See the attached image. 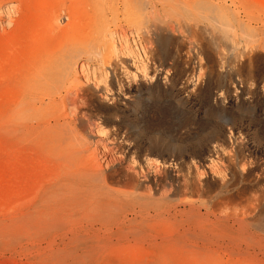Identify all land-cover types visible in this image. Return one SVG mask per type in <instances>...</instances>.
<instances>
[{"label": "rangeland", "instance_id": "obj_1", "mask_svg": "<svg viewBox=\"0 0 264 264\" xmlns=\"http://www.w3.org/2000/svg\"><path fill=\"white\" fill-rule=\"evenodd\" d=\"M228 1L234 3L235 7H239L240 9H238L244 15L252 16L264 23V0ZM243 2L246 3L245 6L240 5V3L244 4ZM27 4L23 8V13H16L15 11L19 8L17 0H0V32L7 31L5 36L0 37V45L5 43L6 50H4L7 52L9 61H7L5 72L9 80L13 77L15 64H17L15 62H18L23 44L27 43L26 51L30 52L40 41H44L50 36H56L60 42L65 43L74 39L78 34L77 39L82 40L86 37L89 18L97 17L100 13L98 9L90 7L87 0H29ZM59 5H62L60 7L64 9L61 11V25L64 26L68 23L72 27L74 23H77L76 34L70 27L71 29H68L65 36L62 34L57 36L55 31L47 27L52 10L57 9ZM118 7L119 0H117V6L114 4L113 9L102 13L106 20V39H109L113 47L110 48L109 53L107 52L108 57L106 55L109 60L106 59L103 64H99L96 59L81 62L77 73L78 86L68 85L71 93L74 94L81 88L87 91L90 108V115L84 117L85 119H79L77 128L78 134L82 138L79 136V143L74 142L76 144L69 149L70 153L72 152L73 155H78L79 152V155L92 154V159L97 164L100 163L99 165H102L104 169L109 167L113 171L112 174L116 175L115 180L117 178L120 180L109 183V186L113 187L115 191L134 190L137 194L145 193L147 182L145 183L143 180V175L146 174L148 179H151L150 183L154 182L155 178L162 179L166 189L171 185L175 187L181 181L182 176L188 178L191 176L189 179L193 182H199L200 185L202 183V191L199 195L196 191H193L196 193L194 194L192 191L180 190L171 196L169 205L172 206L175 203L177 205L186 201L200 204L208 195L219 192L218 187L221 179L238 180V175H235L238 174V169L237 171L234 168L229 169V161L236 159L235 162H238V158H240V166L247 164V168H254V171L258 173L264 170V48L248 49L243 56L239 52L235 53L237 51L231 49L230 45L228 46L226 43L223 45L217 42L222 44L220 47L225 48L224 50L222 48V52L221 48L217 51V48L212 44L204 43V47L197 44L192 45L189 38L170 33V35L167 34V37L173 43L169 42L166 47L161 46L156 41V37H152L149 43L137 26L130 24ZM69 10L75 11V19L70 22V17L67 16ZM170 20L172 19L170 18ZM201 37L200 35L199 38L201 39ZM148 43L149 48L152 46L151 51L146 46ZM240 44L237 47L242 50L241 46L244 47V44ZM15 46L16 49H14ZM193 46L194 49H192ZM147 48L148 50H145ZM214 51H221V54L226 51L224 54L227 58ZM234 53L235 57L239 56L235 58ZM221 56L224 62L221 60ZM241 56L243 57L241 58ZM200 60H203L202 63ZM82 64H84L83 69ZM225 64L227 65L225 66ZM142 65L146 66L142 67ZM138 66L141 68L140 70H136ZM144 68L146 72L143 70ZM107 73L109 79H106ZM9 80L3 84L0 82V97L3 98L7 93L8 100L12 102L14 93L10 90L7 92L8 84H12ZM27 127L32 129L34 122L33 124L29 122ZM6 134L0 132V189L5 187L8 180L12 181L13 188L23 184L25 195L18 200L27 198V201H31L35 196L34 193L36 194L43 187L52 183L60 173L52 158L53 152L57 149L55 147L53 151L52 148L55 145L53 142H48L50 137L41 135L37 137V134L30 133L22 139L23 141L21 140L22 142L13 139L7 144ZM81 140L83 143L86 140L88 142L81 147L78 146L81 144ZM15 141L20 145H15ZM44 142L47 145H44ZM110 156L113 157V160ZM129 169L131 172L135 170L136 179L139 181V186L135 189L127 185L120 176ZM115 183L119 185H115ZM244 183L250 195H264V180L259 184V187L258 184L255 187L248 181H244L242 184ZM169 187L168 189H170ZM261 201L264 208V198ZM39 218L43 219L35 216L28 222L20 221L17 227L28 228L37 240H40L42 236L46 237V235L57 237L50 229V221L43 219L45 222H40ZM65 220L67 223L65 232L73 231L75 228L76 231L79 229L82 232L89 229L90 221L79 213H71ZM174 223L175 220L165 216L148 220L145 224L152 227V231H154L157 225L167 227ZM262 231L264 232V230ZM262 231L255 230L256 233L260 232L259 235L264 236ZM112 242L114 247L113 243L111 245L105 243L104 245L108 246L103 248L101 247L104 246L102 245L104 241L100 244L92 243L93 249L88 251L78 264H151L155 260L159 261V264H206L204 261H200L197 256L183 254L177 246L171 248L170 245H166L165 249L159 250L151 247L147 241L139 237L121 235L113 239ZM57 243L60 242L57 241ZM258 244H251L248 247L243 245L241 248L234 245L215 246L210 253V259L207 258V260H211V264H246L253 255L263 252V245ZM43 247L50 250L52 239H45ZM84 247L86 248L81 245V248ZM91 248L88 245V249ZM157 253L158 255H156ZM45 255L38 258L44 259L48 253ZM6 263L41 264L42 262L37 263L34 258H29L23 253L14 256L7 253L0 264Z\"/></svg>", "mask_w": 264, "mask_h": 264}, {"label": "bare ground", "instance_id": "obj_2", "mask_svg": "<svg viewBox=\"0 0 264 264\" xmlns=\"http://www.w3.org/2000/svg\"><path fill=\"white\" fill-rule=\"evenodd\" d=\"M28 1L17 0L19 8L15 12L23 13V8L28 5ZM87 1L90 7L98 9L100 13L97 17L89 18L85 33L86 37L82 40L77 39V23H74L72 27L68 23L64 26L61 25V11L64 9L60 7L62 5H59L57 9L52 10L51 14L49 13L47 27L55 31L57 36L60 34L65 36L71 27L74 29V34H76L75 38L64 43L60 42L56 36H50L48 39L40 41L35 49L30 52L26 51L27 43L23 44L20 51L21 58L19 57L18 62H15L17 64H15L13 77L10 80L9 77H6L5 72L9 62L7 52L5 51V43L0 45V82L3 84L9 80L12 84H8L7 92L10 90L14 93L12 102L8 100L7 93L3 98L0 97V132L7 133V144L13 139L17 142L21 141L30 133L37 134V137H39L38 135L50 137V141L48 142H53L55 145L54 147L52 145L53 151L55 147L57 149L53 152V156H51L56 169L60 172L57 177L53 174L56 177L54 181L43 187L41 191L36 194L34 193V198L32 200L29 199L31 201H27V198H25L26 200H18V198H22L25 195L23 184H20L17 188H13L11 186L12 181L8 180L5 183V187L3 186L0 189V263L7 253H10L11 256L23 253L29 258H34L37 263L78 264L82 261L85 254L93 249L92 243L100 244L104 241L102 245L105 243L111 245L113 243L112 240L116 237L127 235L139 237L147 241L151 247L159 250L165 249L166 245H170L171 248L177 246L183 254L197 256L200 258V261H204L206 264H211V260L209 261L207 258L210 259V253L215 246L234 245L241 248L243 245L248 247L251 244L256 245V243H259L263 245V252L255 254V256L253 255L246 264H264V236L259 235L260 232H255V230H264L262 229L264 227V208L261 205V199L264 198V195H250L247 192L248 188L246 184L244 183L245 186L242 184L244 181H248L255 187L258 184L259 187V184L264 180V170L258 173L254 171V168H247V164L240 166V158H238L239 161L237 159L238 162H235L236 159L235 161H229V169L232 170L234 168L235 171L238 169V174H235L238 175V180L226 181L221 179L218 187L219 192L208 195L205 200L199 201L200 204L194 201H186L177 205L175 203L172 206L169 205L171 196L180 192V190L184 192L196 191L199 195L202 191V183L200 185L198 182V185V183L189 179L191 176L189 178L182 176L181 181L175 187L172 185L168 186L170 189L167 187V190L166 185L161 181L162 179L155 178L154 182L150 183L149 180L151 179H148L146 174L143 175L144 179L142 178L145 180V183L147 182L145 193L137 194L134 190L127 192L115 191L113 187L112 189L109 186V183L116 182L118 178L115 180L116 175L112 174L113 171L109 167L104 169L101 165L102 168L99 165L100 163L97 164L92 159V154L86 155L84 153L85 155H79V152L78 155H73L71 154L72 152L70 153L69 149L80 141L77 128L79 119L86 118L90 108L87 91L81 88L74 94L73 92L71 93L68 85L78 86L77 73L79 72L81 62L96 59L99 64H103L108 59L106 55L110 52L112 44L109 39H106V20L102 13L113 9L114 4L117 6V0ZM245 4L240 3L243 6ZM238 8L235 7L234 3H229L228 0H119L118 7L129 20L130 24L132 23L133 26H137L140 33L147 38L149 43L152 37H156V41L161 46L166 47L169 42H172L167 37V34L170 33L189 38V42L192 45L197 44L204 47V43L212 44L217 48V51L220 48L222 51L223 47L220 46L225 43L228 46L230 45L231 49L233 48V50L237 51L235 53L239 52L242 55L248 49H263L264 23L252 16L244 15L239 10L240 8ZM67 14L70 17L69 22L75 19L74 10L67 11ZM166 17L169 18L167 19ZM170 18L174 20L172 21ZM6 34L7 31L3 30V32H0V37ZM200 35L202 36L201 39L199 38ZM217 42L222 44L220 45ZM149 43L148 45L146 44L148 48ZM240 43L244 44L245 49L242 47L243 45L241 46L242 50L237 47L238 44V46L241 45ZM148 48L145 50H148ZM14 49H16V46ZM192 49H194V46ZM10 51L13 52V50ZM217 51L214 52L217 54L221 52ZM224 53L221 55L225 56ZM235 53L234 57L236 56ZM200 61L202 63L203 60ZM81 66L83 69L84 64ZM82 69L80 70L81 72ZM140 69L139 66L136 68V70ZM143 70L146 72L145 68ZM105 76H107V79L108 73ZM91 98L93 97L91 96ZM68 109L70 110L69 113ZM29 122H32V124L34 122L32 129L27 127ZM42 138L44 140V137ZM17 142L14 144L20 145ZM87 142L86 140L83 143L81 140V144L77 145L82 147ZM10 144L12 145L11 142ZM44 145L47 144L45 143ZM225 149L227 150V148ZM9 161L8 163H10ZM18 163L21 164L19 161ZM129 171L119 175L127 185L135 189V187L139 186V181L136 179L135 170L134 172ZM115 185L119 184L115 183ZM250 187L252 188V186ZM16 200L18 201L16 202ZM71 213H79L83 218L89 220V229L82 232L78 228L76 231L75 228L73 231H69L68 229L70 234L69 232H65L67 224L65 218L67 219ZM35 216L42 217L45 221H50V229L57 237L46 235V237L42 236L40 240H37L28 228L17 227L20 221L28 222L30 218ZM165 216L175 220V223L167 227L157 225L154 231H152V227L145 224L148 220ZM43 219L39 218L38 221L45 222ZM261 233L264 234L263 231ZM48 238L52 239V248L50 250L43 247L45 239ZM57 241L60 243L58 244ZM81 245L86 246V248H81ZM88 245L92 248L88 249ZM106 246L108 245H104L101 248ZM79 252L82 253L79 254ZM46 253H48L46 258H38L46 256ZM69 259L74 262H69ZM158 262L155 260L151 264H159Z\"/></svg>", "mask_w": 264, "mask_h": 264}]
</instances>
